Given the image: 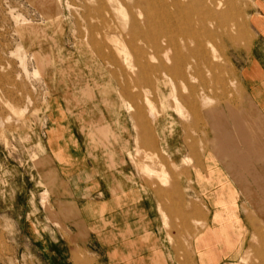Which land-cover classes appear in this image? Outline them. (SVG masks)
Instances as JSON below:
<instances>
[{
  "label": "rangeland",
  "instance_id": "rangeland-1",
  "mask_svg": "<svg viewBox=\"0 0 264 264\" xmlns=\"http://www.w3.org/2000/svg\"><path fill=\"white\" fill-rule=\"evenodd\" d=\"M224 1L208 14L201 1L194 4L191 22L207 38L204 57L186 55V44L195 42L179 39L174 59L171 52L152 57L148 43L133 36L147 28L140 13L147 0H0V264L107 262L77 247L67 262V251L54 245L84 236L71 234L51 203L55 191H66L47 148L53 117L59 132L72 136L83 165L105 161L111 168L117 154H127L135 200L148 196L150 225L163 227L185 259L203 222L189 225L188 190L174 187L185 172L159 148L158 120L170 111L187 122L183 142L201 148L202 112L232 85L228 69L252 37L248 13L255 0ZM165 184L168 194L158 190ZM142 208L136 203L135 227L143 226ZM257 237L237 264H264V252L254 250Z\"/></svg>",
  "mask_w": 264,
  "mask_h": 264
},
{
  "label": "crops",
  "instance_id": "crops-1",
  "mask_svg": "<svg viewBox=\"0 0 264 264\" xmlns=\"http://www.w3.org/2000/svg\"><path fill=\"white\" fill-rule=\"evenodd\" d=\"M248 14L251 40L228 69L232 85L224 86L219 101L202 112L201 148L183 142L181 131L187 122L172 118L173 131L167 132L170 120H158L159 148L173 168L185 172L184 178L174 180V187L188 190L189 225L198 219L203 222L184 260L166 230L150 225L155 217H150L148 196L135 200L127 154H117L111 168L105 161L83 165L75 156L78 148L73 147L72 136L67 138L66 130L59 132V117L51 119L47 148L65 182L66 191L61 190L67 193L55 191L51 203L70 233L84 236L54 244L67 251V262L77 247L93 249L105 264H237L245 259L254 235L258 236L254 250L264 252V0H255ZM168 184L158 190L168 194L169 188H163ZM139 202L143 226L135 227ZM194 203H199L200 211ZM40 231L54 234L53 228Z\"/></svg>",
  "mask_w": 264,
  "mask_h": 264
},
{
  "label": "bare ground",
  "instance_id": "bare-ground-1",
  "mask_svg": "<svg viewBox=\"0 0 264 264\" xmlns=\"http://www.w3.org/2000/svg\"><path fill=\"white\" fill-rule=\"evenodd\" d=\"M197 1H201L202 6L206 7V14H208L212 6L219 7L225 5L224 0H147L146 5L140 8V13L144 15L142 23L147 28H144L145 30L135 31L133 36L141 38L148 43V46L152 50V57L160 53L167 56L171 52L173 55L172 58H177L179 54L178 40L185 39L195 42L193 47L186 44V55H193L195 52H198L203 58L207 53V49L203 44V39H205L206 35L204 32L198 31L197 27L191 22L193 15L198 12V8L194 7ZM130 21L131 24L136 25V20L133 16H131ZM165 115L167 120H170L166 124V130L167 132H172L173 123L171 112L167 111ZM159 176L162 179L166 178L164 174Z\"/></svg>",
  "mask_w": 264,
  "mask_h": 264
}]
</instances>
